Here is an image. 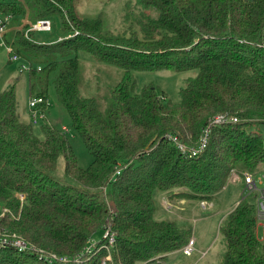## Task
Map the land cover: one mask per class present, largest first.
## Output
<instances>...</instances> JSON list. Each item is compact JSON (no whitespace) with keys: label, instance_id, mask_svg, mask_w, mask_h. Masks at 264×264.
I'll list each match as a JSON object with an SVG mask.
<instances>
[{"label":"trees","instance_id":"obj_1","mask_svg":"<svg viewBox=\"0 0 264 264\" xmlns=\"http://www.w3.org/2000/svg\"><path fill=\"white\" fill-rule=\"evenodd\" d=\"M81 1H0L13 16L4 40L29 63L30 95L44 99L46 118L55 74L57 98L92 157L81 168L64 129L44 124L43 138L37 137L31 123L20 121L14 87L3 91L0 238L15 234L45 254L71 257L111 227L117 239L109 264L167 260L188 243L193 227L157 219L156 193L212 202L233 173L244 180L264 165V0H125L116 26L106 11L86 16ZM42 19L58 21L62 36L45 42L30 31L25 37ZM80 51L124 70L105 112L95 97L81 94ZM162 70L197 71L180 89L179 102L152 84L136 91L135 72ZM224 114L237 121L211 125L207 148L197 157L183 155L171 139L194 146ZM60 158L65 175L81 187L56 178ZM259 196L258 189L242 195L223 218V264H264ZM106 255L100 250L86 264H101ZM0 264L63 263L1 246Z\"/></svg>","mask_w":264,"mask_h":264},{"label":"rangeland","instance_id":"obj_2","mask_svg":"<svg viewBox=\"0 0 264 264\" xmlns=\"http://www.w3.org/2000/svg\"><path fill=\"white\" fill-rule=\"evenodd\" d=\"M80 8L82 12L89 17H95L100 11H106L111 19L113 26L119 24L122 15L125 12V0H82ZM21 20H16L20 24ZM18 26V25H17ZM62 36L60 33V24L58 21H52V29L47 32H38L37 38L45 42L56 41ZM80 91L85 97H95L99 109L105 112L110 106V93L113 88L121 81L124 70L100 63L87 52L80 51ZM10 55L0 39V94L14 87L18 103V112L20 121L32 124L33 131L37 137L43 138L42 125L48 124L58 130H65L74 153L77 156L78 164L81 168H88L92 162V157L87 151L80 135L74 130L71 124L69 114L65 107L59 102L54 87L53 80L55 74H52L48 86V110L46 118L40 120L37 124L32 123L31 111L29 109V100L32 98L29 91L28 71L21 72L22 66L29 68L27 60L20 58L15 62L10 61ZM197 71L174 73L172 71L162 70L158 72H135L136 91L139 93L146 85H154L165 91L174 101H180L179 91L184 88L187 79L195 77ZM252 130H257V126H250ZM264 133V125H260ZM64 159L60 158L55 172L56 178L65 184H71L81 187L73 178L67 177L64 172ZM237 174V173H236ZM232 176V175H231ZM264 176V165L260 171L255 174L257 183ZM237 182H232L231 178L227 186L221 191L212 202L207 201L203 208L199 202L177 203V200L171 198V212L164 209L161 199L162 196L156 193L154 200L156 203V218L159 220H176L179 224H192V237L196 241V250L190 256L176 252L167 258L168 264H223L226 251L225 238L220 233L219 227L223 218L236 206L242 195H247V191L242 175H239ZM260 188L261 185L258 184ZM166 196V195H165ZM167 200V199H166ZM214 204L215 208L209 205ZM167 202L164 203V206ZM195 220V222H193ZM262 223L258 224V234L262 238ZM102 232L96 235L99 239ZM264 240V239H263Z\"/></svg>","mask_w":264,"mask_h":264},{"label":"built area","instance_id":"obj_3","mask_svg":"<svg viewBox=\"0 0 264 264\" xmlns=\"http://www.w3.org/2000/svg\"><path fill=\"white\" fill-rule=\"evenodd\" d=\"M4 1V0H0ZM13 20V16L4 13L0 9V39L2 41V44L6 47L10 57L11 62H15L19 60L21 57L15 52L12 45L7 43L4 40V35L7 33V28L11 21ZM52 23L49 19H42L38 20L30 29L25 31V37L28 38V34L30 31H37V32H47L51 31ZM29 68L25 69L24 66H22L21 72L28 71ZM44 105V99L42 97H32L29 100V109L31 111V118L32 123L37 124L40 120L45 118V113L43 110H41V107ZM237 118L235 117H228L226 114L224 115H218L214 117L211 124H209L203 131V134L198 141V143L194 146H186L184 145L178 137L171 138L178 146V149L182 152L183 155L188 157H197L201 155L207 148L208 144V136L210 133V126L211 125H223L230 122H236ZM66 130V129H65ZM120 171H116L115 174H119ZM239 180V177L236 173H233L231 176L232 182H237ZM244 183L246 184L247 190H255L258 189L260 192V196L258 199V214L260 222L262 223V239H264V176L259 179V182L257 183V180L251 175V174H245L244 177ZM258 184L261 185V187H258ZM106 190V189H105ZM104 190V191H105ZM201 205L205 208L206 204L204 202L201 203ZM166 210H171L170 203L167 202ZM117 239V233L111 228L106 227L102 230V237L99 239H92L89 246L85 248L84 251L80 252L79 254L75 256H63V255H57L55 253H47L45 254L42 250H38L30 246L26 241H24L22 238L18 237L17 235L8 236L5 235L0 238V247L1 246H11L17 249L19 252L24 251H30L32 249L33 252H35L38 257L42 260H45L46 262H58L63 264H86L90 261V259L95 256L96 253H98L100 250H106L107 255L103 256L101 258V264H109L112 260L111 256V249L114 247ZM196 241L194 238H191L188 243L179 250L181 253H183L185 256H190L194 253L196 250ZM178 251V252H179ZM176 253V252H175ZM168 254L167 257H169ZM143 264H168L167 260L163 258H157L153 261V263L145 262Z\"/></svg>","mask_w":264,"mask_h":264},{"label":"crops","instance_id":"obj_4","mask_svg":"<svg viewBox=\"0 0 264 264\" xmlns=\"http://www.w3.org/2000/svg\"><path fill=\"white\" fill-rule=\"evenodd\" d=\"M165 195H166L165 193H164V194H161V196H162L161 203H162L164 209L166 210V208H165L166 206H164V203H165V202L170 203L171 207H172V204H173V203L171 204V201H169L167 195H166V196H165ZM166 199H167V200H166ZM185 201H186L185 199H179V200H177V203H178V202H179V203H182V202L185 203ZM203 202L206 204V201H203ZM179 203H178V204H179ZM199 203H202V202H199ZM206 205H207V204H206ZM209 206H210L211 208H213V207L215 208V205L212 204V203H211ZM203 208H204V207H203ZM233 209H234V208H233ZM233 209H232V210H233ZM232 210H231V211H232ZM167 212L170 213L171 210H170V211H167ZM193 222H195V220H194Z\"/></svg>","mask_w":264,"mask_h":264}]
</instances>
